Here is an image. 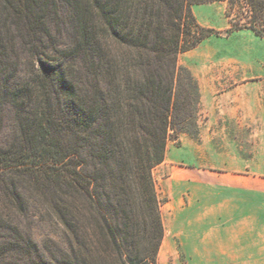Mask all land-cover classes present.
<instances>
[{
	"label": "trees",
	"instance_id": "1",
	"mask_svg": "<svg viewBox=\"0 0 264 264\" xmlns=\"http://www.w3.org/2000/svg\"><path fill=\"white\" fill-rule=\"evenodd\" d=\"M215 1L264 38V0H0V264H157L155 169L199 133L179 56L215 32L192 4ZM32 209L60 240L35 239Z\"/></svg>",
	"mask_w": 264,
	"mask_h": 264
},
{
	"label": "crops",
	"instance_id": "2",
	"mask_svg": "<svg viewBox=\"0 0 264 264\" xmlns=\"http://www.w3.org/2000/svg\"><path fill=\"white\" fill-rule=\"evenodd\" d=\"M208 88L200 81L201 106ZM214 103L229 92L210 90ZM215 94V95H214ZM168 143L157 264H264V154L212 166L202 146Z\"/></svg>",
	"mask_w": 264,
	"mask_h": 264
},
{
	"label": "rangeland",
	"instance_id": "3",
	"mask_svg": "<svg viewBox=\"0 0 264 264\" xmlns=\"http://www.w3.org/2000/svg\"><path fill=\"white\" fill-rule=\"evenodd\" d=\"M191 8L199 23L215 32L198 47L180 54L179 63L191 71L199 86L201 81L208 88L206 104L198 117L199 133L181 132L179 141L172 138L168 143L181 146L180 138L185 136L202 146L200 153L216 167L238 160L258 162L264 154V38L249 28L234 29L226 16V1L195 3ZM20 59L25 61L24 57ZM211 87L229 94L214 103ZM8 133L10 129L5 127L0 136ZM167 173V165L155 169L162 205ZM32 212V219L25 222L40 244L48 236L61 239L62 228L55 220L40 209Z\"/></svg>",
	"mask_w": 264,
	"mask_h": 264
}]
</instances>
